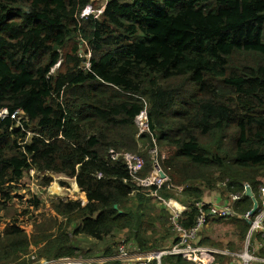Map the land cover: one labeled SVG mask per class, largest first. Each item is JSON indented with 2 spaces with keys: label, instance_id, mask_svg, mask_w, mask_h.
Segmentation results:
<instances>
[{
  "label": "trees",
  "instance_id": "obj_1",
  "mask_svg": "<svg viewBox=\"0 0 264 264\" xmlns=\"http://www.w3.org/2000/svg\"><path fill=\"white\" fill-rule=\"evenodd\" d=\"M90 3L0 0V110L10 113L0 118V224L3 212L10 217L0 231V264H33L31 253L87 259L77 237L103 241L116 231L142 251L157 250L144 227L150 188L133 181L111 150L141 156L136 175L144 178L153 171L149 150L158 146L162 168L190 206L183 227L196 223L201 186L230 197L248 183L259 200L264 0H108L99 14L82 16ZM18 110L26 116L20 123L11 117ZM145 110L148 130L140 133L136 119ZM32 170L76 179L87 203L53 201L58 217L30 235L6 211ZM52 180L44 177L46 186ZM170 190L166 184L160 193ZM252 204L246 195L234 202L241 240L250 225L239 216ZM116 254L108 247L101 256ZM161 264L192 262L164 255Z\"/></svg>",
  "mask_w": 264,
  "mask_h": 264
},
{
  "label": "rangeland",
  "instance_id": "obj_2",
  "mask_svg": "<svg viewBox=\"0 0 264 264\" xmlns=\"http://www.w3.org/2000/svg\"><path fill=\"white\" fill-rule=\"evenodd\" d=\"M108 0H91V3L86 8L87 13H90L91 10H93L95 13L99 14L101 11V8L105 5V3ZM91 7V8H90ZM83 51L81 54L83 56H86V51H84V48H82ZM60 65V62L56 65V68H58ZM141 120L144 121V118L141 117ZM139 123V121H137ZM150 151V150H149ZM150 154V152H149ZM163 157L167 155V151L163 152ZM152 158V154H150ZM153 159V158H152ZM51 174H39L35 171H30L27 173L24 177V179L18 183L17 187L15 188L14 193V199L11 205L8 206L6 214L8 216H12L17 218V224L24 229L25 232L28 234H33L35 232H38L39 229L47 228L49 226V223L53 217H58L56 212L52 209V202L56 201L58 199H64V200H82L85 203L87 202V198L84 193L80 191V189L77 187L75 189L76 181L72 178H64L63 175L60 174H54L52 177V182L46 186L44 182V177H51ZM63 183H67V187L63 186ZM77 186V185H76ZM180 188L182 187H175L171 191V199H175L178 196V193L180 191ZM183 190V188H182ZM212 190V189H210ZM216 192L217 190H212ZM137 193V192H135ZM210 192H207L205 190L204 194H209ZM181 195V194H180ZM179 195V196H180ZM206 196V195H205ZM151 201V206H149L148 209V218L147 221L144 222L145 232H147V235L151 237V242L149 245H153L157 247V250H150L151 253H156L160 250H164L167 247L172 246V244L164 245L163 240L167 233L170 231V237L176 238L174 234L173 224L172 221H170V214L168 218L161 219L160 216L165 213V211L162 208V202L155 196L148 197ZM33 200H38V205ZM260 205L258 211L254 215H247V212L242 217L244 220H246L250 227L249 231L244 237L243 240L239 237L238 232V222L234 219L237 216H230L229 219L225 218L222 222H217L213 219H210V217H207L206 222L204 223L200 233L202 232V236L207 237L213 244L209 243V245H203L199 244V237L200 233L191 241V244L198 243L200 246L204 247H213V248H219L224 250H229L235 254H243L247 252L250 256L256 257V253L252 249V241L253 239H257L262 243V236L259 233H251V236H249V233L251 232L252 224L254 221H256L259 213L263 210V204L261 200V195L259 192V200ZM253 203V202H252ZM253 207V204H252ZM168 209V208H167ZM250 212V211H249ZM3 218L1 220L0 224V231H2L6 224L10 221V217L5 216V213H2ZM61 219V217H60ZM63 220H65L62 217ZM228 219V220H227ZM166 222V224L164 223ZM43 225V226H42ZM74 226H71L69 230H73ZM127 234L120 233L115 236V238L108 236L106 237L103 242H97V250L99 247H102V249H107L108 247L112 246L114 247V250L118 253L117 245L120 241H124L121 243V245H127L126 252L129 253V259L126 260L127 262H130L131 260H136L137 258H141L142 253L145 251H142L136 242L133 240H126ZM178 238V237H177ZM76 240L79 242V246H88L93 243H88L86 240L87 238H81L77 237ZM127 241V242H125ZM129 249V250H128ZM36 252V247L32 246V251ZM31 251V252H32ZM96 251V250H95ZM29 255H26V258H31ZM118 254L114 255L115 257ZM113 256V257H114ZM163 257V256H162ZM161 257V258H162ZM199 260L195 261L192 264H204L203 261H207L205 255H199ZM46 259V258H42ZM82 260V259H77ZM153 260H157L156 258H153ZM151 260V262L153 261ZM150 262V263H151ZM35 264V263H33ZM213 264H220V258L216 257V263ZM258 264V263H256Z\"/></svg>",
  "mask_w": 264,
  "mask_h": 264
},
{
  "label": "built area",
  "instance_id": "obj_3",
  "mask_svg": "<svg viewBox=\"0 0 264 264\" xmlns=\"http://www.w3.org/2000/svg\"><path fill=\"white\" fill-rule=\"evenodd\" d=\"M91 12H93V10H91ZM90 13H87L85 9L82 16L88 15ZM9 115L10 113L8 109L0 110V118H5V117H8ZM11 117L13 119H17V123H20L21 118H26V116L20 110L14 112L11 115ZM141 117L144 118V121L141 120ZM137 121H139V123ZM136 123L139 126L140 133L148 130V120H147L146 110L143 111L137 117ZM149 152L150 154H152V158H153L152 159L153 160V171L144 178H140L136 175V173L140 171L145 164V161L141 156L136 155V154H130V153L122 154L114 150H111L110 158L113 161H115L119 159L121 156H123L124 160L126 161L127 167L129 169V173L133 177V181H136L140 186L150 188L148 195L157 197L168 208L170 212V221H172L173 229L177 233L178 240L175 243H173L172 246L167 247L164 250H160L156 253L149 252L146 255L145 253H142L144 255H142L141 258H137L136 260H131L129 264H150L153 258H156L158 260V264H161V257L164 255H181L184 259L190 262H193V263L200 259L199 255H205L207 261L205 262L202 260V263L204 264L216 263V257H218L219 255H226V256L239 258L242 261V264H253V262L256 261L257 258L250 256L247 252L238 255L229 250L213 248V247H204V246L198 245L197 243L195 245L191 244V241L200 233L204 223L206 222L207 217L209 216V212H207L206 210L207 203L203 201H197L195 206L199 211V215L197 217L195 225L190 228L183 227L181 220L184 217L183 212L186 211L187 208L185 205H183V203H181L178 200V196L183 192L182 190L183 187L171 184L170 182L171 178L169 174H167V172L164 171V169L162 168L159 162L158 146L155 145L153 148L150 149ZM162 174H165V175L163 176ZM101 176L102 174H99V177ZM166 184H168L169 189L170 188L174 189L175 187H182L180 188L178 196L175 199H171V198L167 199L161 195L160 193L161 188ZM248 186L250 185L248 183H245L243 193L232 194L230 198L226 200L227 204L225 206L211 207V212L213 213V215H218L224 218L235 215L236 213L233 211L234 202L240 200V198L243 197V195H246V189ZM153 187H156L157 189H153ZM259 190H260V195L262 199V204L264 207V183L260 185ZM259 205H260V202H259ZM247 215L249 216L252 214H250V212H247ZM251 233L261 234L262 245L264 247V208L259 213L256 221H254V223L252 224ZM123 242L121 241V243ZM126 249H127L126 244L125 245L120 244L118 255L112 259L121 260V261L128 260L129 254L128 252H126ZM30 257L32 260H34L35 264H84L82 260H77V259L75 260V259H70V258H63V259H58V260H55V259L37 260V257L35 254H32Z\"/></svg>",
  "mask_w": 264,
  "mask_h": 264
},
{
  "label": "crops",
  "instance_id": "obj_4",
  "mask_svg": "<svg viewBox=\"0 0 264 264\" xmlns=\"http://www.w3.org/2000/svg\"><path fill=\"white\" fill-rule=\"evenodd\" d=\"M32 171H35V170H32ZM36 173H39V174H43V175H45V174H51L50 176L52 177L53 175H54V173L52 174V173H49V172H37V171H35ZM61 175V174H60ZM64 176V178H66V179H68L69 177H67V176H65V175H63ZM53 178V177H52ZM72 179H74V178H72ZM75 181H76V179H75ZM76 185H77V182H76ZM77 187H78V185H77ZM183 187V186H182ZM202 188H203V191L205 192V190H207V192H210L209 194H204V192H203V196L201 197V199L200 200H198V201H203V202H206L207 203V206L208 207H206V209L209 211V217H210V219H212L213 218V216H218V215H213V213L211 212V207H213V206H225L226 204H227V199H229L230 197H227L226 195H224L225 193H220L219 191H216V192H214V191H212V190H210L209 188H205L204 186H201ZM79 188V187H78ZM169 189V188H168ZM173 189H171L170 191H172ZM138 190H136V191H134L133 192V194H132V196H134L135 194V192H137ZM183 192H184V187H183ZM183 192L181 193V195L180 196H178V200L181 202V203H183V205H185L186 206V208H187V210L186 211H189L190 210V206L188 205V204H186L185 202H183L182 201V199L184 200L185 198H184V194H183ZM259 192H260V190H259ZM171 194L172 193H170V195L169 196H164L165 198H167V199H169V198H171ZM183 195V196H182ZM206 195V196H205ZM255 195V194H254ZM163 196V195H162ZM74 200V199H73ZM252 200V199H251ZM262 200V199H261ZM76 201H81L82 202V204L83 205H85L86 203L84 202V201H82V200H76ZM197 202V201H196ZM163 204V203H162ZM162 208H164L163 210L165 211V212H167L168 213V215L170 214V212H169V210L167 209V207L163 204L162 205ZM251 211V210H250ZM235 216V215H234ZM220 217V216H219ZM203 232V231H202ZM202 232L200 233V237H199V244H203V245H209V243H211V244H213L207 237H204V238H206L207 239V242H205V243H203V236H202ZM120 234V233H119ZM174 234H175V236H176V238H171L169 235H170V231L167 233V235L165 236V238H164V240H163V243H164V245H169V244H172L173 245V243L174 242H176L177 240H178V238H177V233H176V231H174ZM116 235H118V232L116 231V232H114L113 233V236L112 235H110L112 238L114 237L115 238V236ZM249 236H251V232L249 233ZM79 237H81V238H87V242L88 243H93V244H90V245H88V246H80V247H82V248H84L85 249V251L86 250H88L89 251V253H90V257L89 258H87V259H83L82 261H83V263H87V264H105V262H107V261H109V260H113L112 258H114L113 256L112 257H104V256H101L104 252H105V249H102V247H99V249L97 250V242H103V241H99V240H96V239H94V238H91V237H87V236H85V235H80ZM78 241V240H77ZM198 244V243H197ZM198 244V245H199ZM210 246V245H209ZM110 248L111 249H113L114 250V247H112V246H110ZM252 249H253V251L256 253V258H257V260L256 261H254L253 262V264H256V263H258V264H264V247H263V245H262V243L260 242V241H258L257 239H253V241H252ZM96 250V251H95ZM150 251H145L144 253H145V255L146 254H148ZM119 253V252H118ZM129 254V253H128ZM218 258H220V264H223V262H222V258H227L226 259V263L225 264H242V261L239 259V258H235V257H231V256H226V255H219L218 256ZM258 259H259V261H258ZM116 261V260H115ZM121 261V260H120ZM124 262H126V261H124ZM126 263H129V262H126Z\"/></svg>",
  "mask_w": 264,
  "mask_h": 264
},
{
  "label": "water",
  "instance_id": "obj_5",
  "mask_svg": "<svg viewBox=\"0 0 264 264\" xmlns=\"http://www.w3.org/2000/svg\"><path fill=\"white\" fill-rule=\"evenodd\" d=\"M162 175L164 176L165 174H162ZM246 196H248L249 198L252 199L253 207H252V209L250 211V214L253 215L259 209V202H258L256 196L254 195V192H253V190H252V188L250 186H248L247 189H246ZM117 207L118 206L116 205L115 208H117ZM120 213H122V210L120 211Z\"/></svg>",
  "mask_w": 264,
  "mask_h": 264
}]
</instances>
